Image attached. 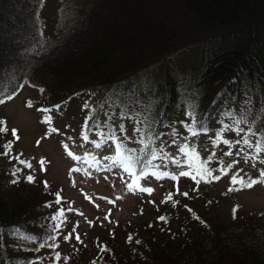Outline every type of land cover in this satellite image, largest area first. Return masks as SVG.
Segmentation results:
<instances>
[{"label":"trees","instance_id":"16d2710c","mask_svg":"<svg viewBox=\"0 0 264 264\" xmlns=\"http://www.w3.org/2000/svg\"><path fill=\"white\" fill-rule=\"evenodd\" d=\"M63 1L52 25L39 11L45 0H0V96L30 86L47 91L43 109H55L85 95L87 137L103 118L110 127L109 117L136 118L143 144L137 168L145 172L168 126L194 133L222 121L264 145V0ZM186 54L193 61L188 69L179 64ZM5 126L0 264H37L42 249L57 255L61 231L51 218L63 208L55 194L63 196L51 185L29 183L5 161L3 145L13 144ZM186 208L178 201L158 208L155 215L166 221L155 223L151 206L152 219L114 225L91 238L95 254L82 243L68 257L75 264H264V214H236L223 223ZM45 241L56 247H40Z\"/></svg>","mask_w":264,"mask_h":264},{"label":"rangeland","instance_id":"374dc122","mask_svg":"<svg viewBox=\"0 0 264 264\" xmlns=\"http://www.w3.org/2000/svg\"><path fill=\"white\" fill-rule=\"evenodd\" d=\"M45 2L39 10L40 14L46 22L54 25L58 22V10L64 1ZM182 57L179 64L183 68L188 69L193 65L189 54ZM47 95L45 90L24 86L19 94L0 107V120L7 123L13 142L5 161L16 165L18 173L24 179L32 175V183L46 181L47 185L57 188L63 196L61 203L66 211L58 220L61 236L58 237L60 245L55 251L59 253L60 259L56 260V254L54 256L51 250L42 249L37 264H75L68 256L81 250L82 243L75 239L77 233L87 250L95 254L98 247H93L91 238L94 240L97 234L102 235L106 230L114 229V225H125L129 221L142 223L144 219H152L153 212L149 213L151 206H154L155 223H158L155 215L158 208L176 204V201L188 207L187 210L193 207L214 214L223 223L235 220L234 209L235 216L264 214V183L256 184L250 189L231 183V176L234 174L243 176L245 180L261 178L260 171L264 169V152L257 155L256 142L245 130L238 135L236 130L222 121L211 122L207 130L194 132L195 135L190 130H176L168 126L155 141V158L152 154L145 172L149 175L136 181L139 187L153 189L152 193L131 192L126 184L133 182L134 177L128 176L119 168L107 170L111 158L115 156V147L111 144L112 140L102 141L99 132L104 129L114 130L115 135L123 140L125 147L135 150V155L141 158L143 144L136 140V118L121 119L116 115L108 120L113 123L112 127L105 124L107 119L103 118V126L92 128L87 137L84 130L89 109L85 107V95H80L58 109H52L51 112L38 111L37 109L44 107L40 99H46ZM29 102L31 107L27 106ZM45 117H49L50 122H45ZM12 129L17 130L16 136L19 139L12 135ZM52 129L59 131L54 132ZM245 134L252 147L243 143ZM222 140L232 143L230 146L218 143ZM237 140L241 143L236 144ZM95 142L103 145L97 148ZM182 148L184 153L180 151ZM228 152L232 155H226ZM41 160L45 162V171L41 170ZM174 160L181 163L178 165ZM28 164L32 167L29 168ZM181 171L188 175L179 176ZM208 171H211L212 176L207 175ZM161 172H167L169 176L174 175L176 179L169 178L170 181H167L164 178L168 177L158 179L150 175ZM214 176L219 179H213ZM230 188L240 190L229 191ZM183 193L190 195L189 198H185ZM169 194L171 199H168ZM208 196L215 197L212 203L208 204L205 200ZM188 199L192 201L191 207L188 206ZM70 233L72 238L65 240L64 236Z\"/></svg>","mask_w":264,"mask_h":264},{"label":"snow or ice","instance_id":"6c2138e0","mask_svg":"<svg viewBox=\"0 0 264 264\" xmlns=\"http://www.w3.org/2000/svg\"><path fill=\"white\" fill-rule=\"evenodd\" d=\"M41 91H43V90L41 89ZM14 96H15V93H12V94L8 95L7 97L0 96V104L5 103L6 100L13 99ZM27 106L31 107L32 106L31 102H29ZM55 107L58 109L59 106H55ZM85 107H87V105ZM37 110L38 111H42V112H44V111L51 112L52 111V109H37ZM121 115L123 116V115H125V113H121ZM89 119H92V117H89ZM109 119H110V117H109ZM45 122H50V118L49 117H45ZM241 122L242 121H237L238 124L241 123ZM5 125H6V122L3 121V120H0V133H6L8 131ZM93 126L94 127H99V122L97 121ZM52 131L55 132V131H59V130L58 129H52ZM121 131L122 132L124 131L123 125H121ZM136 131H140V130L136 129ZM236 131H237V134L239 135L241 132H244V129L237 128ZM248 131H249V133L251 132L250 129ZM11 133H12V135L14 137L19 139V137L16 136V133H17L16 129H12ZM252 134L254 135V133H252ZM99 135L105 137V142L108 141V140H112L115 143V156L111 158V163L107 166V170L111 171L113 168H119L123 173L127 174L128 176L134 177L135 179L133 180V182L126 184V187H127V189L129 191H131V192L140 191V192H146L148 194H151L153 189L145 188V187H139L137 185V183H136L137 180H139L141 178H146V176L149 175L148 173H145L143 167L137 168L138 165H141L143 163V159L140 158V157H137L135 155V150L126 148L123 140L120 137L115 135V131L114 130H110L107 134H105L103 131H101V132H99ZM193 135H195V133H193ZM218 136H219V134H218ZM86 138L87 137H85V139ZM242 139H243V143L245 145H247L248 147H252L253 146L251 141L247 138V134H245V136ZM37 143H39V141ZM222 143L230 146L232 142L228 141V140H223ZM235 143L239 144V143H241V141L237 140V141H235ZM95 146L97 148H99L101 146V143L100 142H95ZM3 147L6 149V151L4 153H2V154L3 155H8V151L7 150H9L11 148V142L5 143L3 145ZM180 151L182 153L185 152V150L183 148L180 149ZM255 151H256L257 155H260L262 152H264V145H262L259 140L255 144ZM69 155H71V153H69ZM185 155H187V154H185ZM226 155H232V153L228 152V153H226ZM153 158H155L154 154H153ZM105 159H107V158H105ZM173 162L178 164V165L181 163V161H179V160H174ZM44 163L45 162L43 160L40 161V166H41V170L42 171L46 170L44 168ZM27 166L29 168L32 167L31 164H28ZM189 167H191V166L189 165ZM14 175H15V173H14ZM150 175H154L158 179L159 178H163V177H168V178L173 179V180L176 179V176H174V175L173 176H169V173H167V172H161L159 174L151 173ZM185 175H188V173L183 172V171H181L179 173V176H185ZM207 175L212 176L211 171H208ZM225 175H227V172H225ZM260 177L264 178V169H262L260 171ZM123 178L124 177L122 175L121 179L123 180ZM212 178L213 179H219L218 176H214ZM261 178H256V179L248 178L247 180H245L243 176H239V174H234V175L231 176V183L233 185L239 184L241 188H249L250 189L256 184L264 183V179H261ZM26 179H27V181L29 183L34 182V177L32 175H28L26 177ZM193 179H195V177H193ZM16 182L17 181H13V183H16ZM44 183H45V187H47L48 186L47 182L45 181ZM197 183H199V181H197ZM233 190H240V189L239 188H236V189L230 188L229 189V191H233ZM183 195L187 196L188 194L187 193H183ZM55 196H56V200L54 201V203L59 205L61 203L62 198L60 197L59 193H56ZM168 199H171V194H169ZM109 203H111V201H109ZM48 206L50 207L51 205L49 204ZM65 211H66V209H64V208H58L56 213H54V215L52 216L51 219L53 221L59 220L60 217L64 216ZM67 211H72V209H67ZM233 211H234V218H235L236 209H234ZM105 219H107V216L105 217ZM158 219L166 221V217H158ZM62 222L63 221H61V223ZM59 230H60V223H56L54 225V231L58 232ZM75 231H76V228L74 227L73 228V232H75ZM26 238L30 239V240L31 239H35L33 237H26ZM71 238H72L71 233L69 235H67V236H64L65 240H69ZM48 239H55V237L52 236V237H49ZM75 239H76V241H78L80 243H83V241L81 240V237H80V235L78 233L76 234ZM128 240L129 241L132 240V236L131 235H129ZM135 242L137 244L140 243V241H135ZM39 246L40 247H45V246L56 247V245H47L46 241L45 242H41ZM99 247H100V251L101 252L108 251L107 246H99ZM59 259H60V256H59V253H57L56 260H59ZM93 264H95V262H93Z\"/></svg>","mask_w":264,"mask_h":264}]
</instances>
